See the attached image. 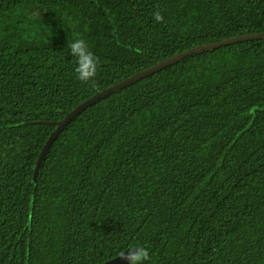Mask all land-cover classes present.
<instances>
[{"label":"trees","instance_id":"trees-1","mask_svg":"<svg viewBox=\"0 0 264 264\" xmlns=\"http://www.w3.org/2000/svg\"><path fill=\"white\" fill-rule=\"evenodd\" d=\"M263 32L264 0H0V264H102L132 247L145 264H264V40L100 100L32 180L50 122L176 54ZM77 38L99 57L94 82L76 78Z\"/></svg>","mask_w":264,"mask_h":264},{"label":"water","instance_id":"water-1","mask_svg":"<svg viewBox=\"0 0 264 264\" xmlns=\"http://www.w3.org/2000/svg\"><path fill=\"white\" fill-rule=\"evenodd\" d=\"M264 40V32L263 33H256V34H245L240 35L237 37L221 40L218 42L193 47L183 53L176 54L170 58H168L165 61H160L154 66H151L145 70H142L129 78L122 80L121 82L116 83L115 85L108 87L104 89L103 91L93 95L89 99L85 100L81 104H79L77 107H75L72 111L67 113L65 117L59 121L56 122H50L51 125H53L55 128L50 133L47 141L44 143L43 147L41 148V151L39 152V155L37 157V160L35 162V165L33 167V176L32 180L36 187L37 185V177L40 172V168L42 166L43 160L46 158L47 154L49 153L53 143L57 140L59 135L65 130V128L81 113H83L85 110H87L92 105L98 103L100 100H103L107 98L109 95L118 93L120 90L135 84L142 79H145L153 74H156L165 68L175 65L181 61H183L185 58L193 56V55H200L206 52H210L216 49H219L221 47H226L229 45L241 43V42H247V41H261ZM126 249L125 251H127ZM120 256V255H119ZM119 256L106 261L102 264H123V262L120 261Z\"/></svg>","mask_w":264,"mask_h":264},{"label":"clouds","instance_id":"clouds-1","mask_svg":"<svg viewBox=\"0 0 264 264\" xmlns=\"http://www.w3.org/2000/svg\"><path fill=\"white\" fill-rule=\"evenodd\" d=\"M153 18L157 23L164 20L159 10L153 13ZM67 47L70 49L71 55L76 58V78L81 83L94 82L99 68V57L89 50L88 43L82 38L74 39L68 43ZM119 259L123 264H145L150 259V253L145 247H132L121 252Z\"/></svg>","mask_w":264,"mask_h":264},{"label":"rangeland","instance_id":"rangeland-1","mask_svg":"<svg viewBox=\"0 0 264 264\" xmlns=\"http://www.w3.org/2000/svg\"><path fill=\"white\" fill-rule=\"evenodd\" d=\"M30 18H31L32 20H34V19H35V16H34V15H30Z\"/></svg>","mask_w":264,"mask_h":264}]
</instances>
